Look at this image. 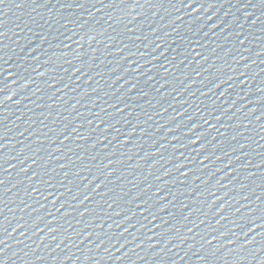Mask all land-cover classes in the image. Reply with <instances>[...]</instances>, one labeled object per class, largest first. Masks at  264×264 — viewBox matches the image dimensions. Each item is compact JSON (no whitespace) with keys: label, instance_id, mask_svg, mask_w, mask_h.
<instances>
[{"label":"water","instance_id":"1","mask_svg":"<svg viewBox=\"0 0 264 264\" xmlns=\"http://www.w3.org/2000/svg\"><path fill=\"white\" fill-rule=\"evenodd\" d=\"M0 32L5 264L264 259V0H7Z\"/></svg>","mask_w":264,"mask_h":264},{"label":"snow or ice","instance_id":"2","mask_svg":"<svg viewBox=\"0 0 264 264\" xmlns=\"http://www.w3.org/2000/svg\"><path fill=\"white\" fill-rule=\"evenodd\" d=\"M6 2H7V0H0V5L4 4ZM121 2H123V0H121ZM67 6L71 7L70 4L67 5ZM78 6L79 7H83V5H78ZM63 27H67V24H64ZM2 35H4V33L0 32V36H2ZM77 35H79V34L77 33ZM86 36H87V33H85L84 36H81L80 40H85ZM88 39L89 40H94L95 37H89ZM80 40L77 41L78 44L80 43ZM0 44H2V41H0ZM68 47H70V46H68ZM2 51H3V49L0 48V52H2ZM0 59H2V57H0ZM77 71H79V69H77ZM243 83H246V80H244ZM2 85H3V82L0 81V93L3 92V86ZM0 167H3V165H0ZM3 183H4V181L2 179H0V184H3ZM261 212H264V210H262ZM2 214L3 213L0 212V215H2ZM261 219L264 220V216H261ZM0 227H2V225H0ZM3 232L6 233L7 232V228H4ZM245 235H247V234L245 233ZM249 242L250 241H248L247 243L241 245L240 249H238L237 251L239 252V251H242L243 249H246L248 247ZM211 243H212V241L209 240L208 244H211ZM8 247H10V246L7 245V238H5L4 235H0V264H5V259L6 258L10 259V258L6 257V253H7ZM261 252H264V245H262L259 248V250L255 249L253 251L248 252L246 255H244V257L247 258L248 256H250L254 260H257V257L259 256V254ZM210 254L214 255L215 253H210ZM229 255H230V253H229ZM121 258H122V256H121ZM41 259H43V258H41ZM69 259H70V257H69ZM200 259L205 261V264H206V261H207V257L206 256H201ZM258 262H259V264H264V259H259Z\"/></svg>","mask_w":264,"mask_h":264}]
</instances>
